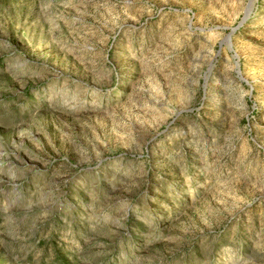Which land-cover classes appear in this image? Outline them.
<instances>
[{"label":"rangeland","instance_id":"rangeland-1","mask_svg":"<svg viewBox=\"0 0 264 264\" xmlns=\"http://www.w3.org/2000/svg\"><path fill=\"white\" fill-rule=\"evenodd\" d=\"M247 3L0 0V264H264Z\"/></svg>","mask_w":264,"mask_h":264},{"label":"water","instance_id":"water-1","mask_svg":"<svg viewBox=\"0 0 264 264\" xmlns=\"http://www.w3.org/2000/svg\"><path fill=\"white\" fill-rule=\"evenodd\" d=\"M248 3H249V0H248ZM248 3H247V5H248ZM250 6H251V5H250ZM249 10H250V7H249L248 11L245 12V14L243 15V17L241 18V20L239 21V23H238L237 25H239L240 23H242V22L247 18L248 13H249ZM237 25L234 26V27L229 28L228 33H227V34L225 35V37H224V43L226 44V46H227L228 48H230L229 36H230V34L232 33V31L237 27ZM236 72H237V71H236Z\"/></svg>","mask_w":264,"mask_h":264},{"label":"trees","instance_id":"trees-1","mask_svg":"<svg viewBox=\"0 0 264 264\" xmlns=\"http://www.w3.org/2000/svg\"><path fill=\"white\" fill-rule=\"evenodd\" d=\"M125 222H129V218L128 217L125 218Z\"/></svg>","mask_w":264,"mask_h":264},{"label":"bare ground","instance_id":"bare-ground-1","mask_svg":"<svg viewBox=\"0 0 264 264\" xmlns=\"http://www.w3.org/2000/svg\"><path fill=\"white\" fill-rule=\"evenodd\" d=\"M251 1H252V0H250V3H251ZM250 5H251V4H249V6H250Z\"/></svg>","mask_w":264,"mask_h":264}]
</instances>
